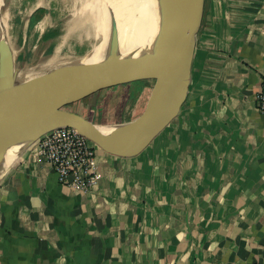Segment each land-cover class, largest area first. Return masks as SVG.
I'll return each mask as SVG.
<instances>
[{
    "label": "crops",
    "instance_id": "obj_1",
    "mask_svg": "<svg viewBox=\"0 0 264 264\" xmlns=\"http://www.w3.org/2000/svg\"><path fill=\"white\" fill-rule=\"evenodd\" d=\"M51 20L48 9L18 11L12 24L8 14L24 69L58 38L48 39ZM263 81L264 0H203L186 98L141 154L94 144L87 190L61 184L37 141L3 158L0 264H264ZM92 96L79 113L103 125Z\"/></svg>",
    "mask_w": 264,
    "mask_h": 264
},
{
    "label": "water",
    "instance_id": "obj_2",
    "mask_svg": "<svg viewBox=\"0 0 264 264\" xmlns=\"http://www.w3.org/2000/svg\"><path fill=\"white\" fill-rule=\"evenodd\" d=\"M203 0H166L156 11L108 36L100 50L39 89L32 78L22 80L8 35L0 29V163L8 152L48 132L74 128L93 144L117 157L141 154L179 113L186 98L197 48ZM166 51L164 64L160 53ZM157 55L158 81L147 110L139 117L136 133L125 142L103 126L71 110V106L111 86L138 56ZM7 76L4 82L3 77ZM34 83V84H33ZM187 84L186 95L174 113L168 98ZM124 124L108 127L122 130ZM49 130L36 135L42 128Z\"/></svg>",
    "mask_w": 264,
    "mask_h": 264
},
{
    "label": "rangeland",
    "instance_id": "obj_3",
    "mask_svg": "<svg viewBox=\"0 0 264 264\" xmlns=\"http://www.w3.org/2000/svg\"><path fill=\"white\" fill-rule=\"evenodd\" d=\"M68 2L69 0H11L9 8V22L11 24L18 11L35 8L48 9L51 12L52 27L47 25V29L54 30L48 39L58 37L52 43L38 45L37 56L39 58L26 65L24 74L21 77L22 80H24L26 75L36 78L44 73L52 72L62 66L61 64L82 57L73 55V51L76 52L78 49L86 50L90 46L95 47L97 45L98 42L95 43L94 39L78 35L72 41L65 44L68 49L63 48L61 53L58 52V48L61 45L60 42L65 35V28L70 24L69 22H71L70 20L74 16V10ZM19 30L20 28H18L17 32ZM13 46L15 45L13 44ZM157 61V55L155 54L151 56H138L116 82L103 90L104 93L90 98L91 102L96 101L101 104H98L99 113L97 112V118L104 122L103 128L114 125L113 123L117 120L120 124V122L123 123L126 120L134 118L133 116L137 115L136 110L140 103L141 106L138 112L144 113V107L148 98L152 97L158 81L159 67ZM126 91L128 94H125ZM84 106L83 102L75 103L71 106V110L81 113L84 111ZM103 109H105V113L102 112Z\"/></svg>",
    "mask_w": 264,
    "mask_h": 264
},
{
    "label": "bare ground",
    "instance_id": "obj_4",
    "mask_svg": "<svg viewBox=\"0 0 264 264\" xmlns=\"http://www.w3.org/2000/svg\"><path fill=\"white\" fill-rule=\"evenodd\" d=\"M165 1L166 0H69L68 3L74 10V16L73 19L70 20V24L65 28V35L60 42L61 45L58 48V52L61 53L63 48H67V45L65 44L72 41L73 38H76L78 35L92 38L95 40V43H98L96 46L94 45L95 47L90 46L86 50L78 49V51L76 52L73 51V55L82 57L71 62L61 64L62 66L52 72H47L39 75L34 80V83L36 85L34 88L39 89L52 79L57 78L67 71L71 70L87 56L98 52L103 41L112 33L126 27V25L128 24V20L133 21L138 18L150 15L151 13L156 11V9H158ZM2 7L3 10H0V29H2L10 38L11 32H8L7 24V17L9 13L6 14V12H8V9L7 4L4 0H0V9ZM69 47L71 49L70 45ZM160 57L163 63L166 64L168 59L167 52H161ZM24 79L28 83L32 82L31 76L26 75ZM6 80L7 76L3 77V81L5 82ZM186 91L187 84L184 83L178 89V91H176L168 98L166 105L169 112L174 113L177 110L179 104L186 95ZM139 117L125 123L122 130L118 131L111 127H104L103 129L108 134H112L119 138L120 141L125 142L127 138L136 133V129L140 121ZM50 128L51 127L42 128V130H40L33 137L38 136L39 134L49 130ZM18 147L19 146H17L16 148Z\"/></svg>",
    "mask_w": 264,
    "mask_h": 264
},
{
    "label": "built area",
    "instance_id": "obj_5",
    "mask_svg": "<svg viewBox=\"0 0 264 264\" xmlns=\"http://www.w3.org/2000/svg\"><path fill=\"white\" fill-rule=\"evenodd\" d=\"M256 105L264 115V81ZM37 150L42 160L55 171L61 184L87 190L96 183V148L76 129L62 127L48 132L39 139Z\"/></svg>",
    "mask_w": 264,
    "mask_h": 264
},
{
    "label": "trees",
    "instance_id": "obj_6",
    "mask_svg": "<svg viewBox=\"0 0 264 264\" xmlns=\"http://www.w3.org/2000/svg\"><path fill=\"white\" fill-rule=\"evenodd\" d=\"M140 102V101H139ZM140 110V104L137 106V112Z\"/></svg>",
    "mask_w": 264,
    "mask_h": 264
}]
</instances>
